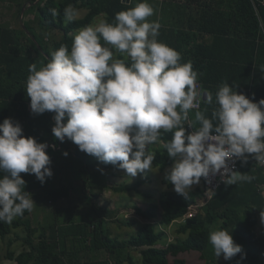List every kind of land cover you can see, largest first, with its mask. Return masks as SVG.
<instances>
[{
    "label": "trees",
    "instance_id": "obj_1",
    "mask_svg": "<svg viewBox=\"0 0 264 264\" xmlns=\"http://www.w3.org/2000/svg\"><path fill=\"white\" fill-rule=\"evenodd\" d=\"M0 2H14L18 7L16 26L0 21V123L5 118H12L22 125L25 136L47 143L53 175L56 166L62 175L60 185H55L53 175L42 184L34 174L21 173L26 181L25 191L32 198L54 204L70 198L75 183L81 182L87 205L95 214L82 222L66 219L60 224L56 220L49 227L43 223L36 227L28 211L11 223L0 222V237L7 241V259L16 264H124L128 259L134 263L130 249L136 248L140 250L144 264H188L186 258L180 257L188 251L201 252L207 264H213L207 259L209 252L211 260L219 264H264V223L259 215L260 209L264 210V167L251 156L246 164L241 161L238 169L240 173L254 177L251 183L223 184L202 206L198 203L199 198L207 199L203 187L189 190L185 197L174 191L164 175L162 182L167 189L160 192L156 202L131 206L144 223L136 234L121 240L104 228L105 216L126 226L135 221L116 217L118 210L104 209L97 200L106 189L117 193L139 191L144 181L112 185L113 179L123 170L111 164L102 165L70 140H56L52 133L54 113H31L30 98L25 90L29 66L35 64L40 70L61 45L70 49L81 28L93 25L101 15H104V21L115 23L116 13L135 7L140 0L129 3L123 0ZM148 3L154 8V15L148 20H158L161 24L158 41L176 50L181 64L191 62L193 70L198 73L197 84L213 97L211 104L203 99L200 108L189 110L186 135L199 127L197 111L211 119L213 111L218 108L216 93L224 83L254 102L264 99V0H205L203 3L201 0H148ZM69 5L78 11L85 8L88 12L66 24L64 9ZM24 7V17L30 13L37 15L36 25L23 17L26 27L22 26L20 17ZM50 9H55L56 15ZM101 43L103 46L102 40ZM117 58L123 59L120 55ZM187 123L193 128L187 127ZM213 123L215 125L216 121ZM172 136V132L161 130L159 140L149 149L154 156L152 166L162 172L173 164L165 147ZM2 175L0 173V177ZM194 205H199V214L182 221L189 207ZM175 224H178L177 239L168 241L166 228ZM216 225L219 230L231 232L235 243L242 246V253L227 261L223 256H215L209 234ZM18 229L26 232L23 237L17 234L25 247L20 253L12 249L15 239L10 237ZM166 240L167 243L163 242ZM85 248L95 252V258L81 262V251ZM103 253L106 258L101 257ZM245 253L246 258L241 261Z\"/></svg>",
    "mask_w": 264,
    "mask_h": 264
},
{
    "label": "clouds",
    "instance_id": "obj_2",
    "mask_svg": "<svg viewBox=\"0 0 264 264\" xmlns=\"http://www.w3.org/2000/svg\"><path fill=\"white\" fill-rule=\"evenodd\" d=\"M50 12L56 15L55 9ZM64 14L67 24L79 11L69 5ZM153 15L148 0H140L116 13L115 23L100 21L81 28L70 49L61 45L40 70L30 65L25 90L31 113H54L56 140H70L80 151L131 177L151 170L154 156L149 147L159 140L161 130L172 132L165 147L173 164L165 180L185 197L202 178L208 184L217 175L225 185L251 183L254 177L236 171L235 164H246L249 156L264 164V99L254 102L224 83L216 93L218 108L211 119L197 111L199 127L186 135L188 113L198 97L206 95L209 104L213 97L198 90L191 62L181 64L180 54L158 41L161 24L148 20ZM48 147L25 136L12 118L0 123V222L11 223L33 210L35 202L25 191L21 173L45 183L53 175ZM209 192L214 191L209 188L205 194ZM259 215L264 223V210ZM209 241L217 258L227 261L242 253L227 230L210 232ZM245 258L246 253L240 259Z\"/></svg>",
    "mask_w": 264,
    "mask_h": 264
},
{
    "label": "rangeland",
    "instance_id": "obj_3",
    "mask_svg": "<svg viewBox=\"0 0 264 264\" xmlns=\"http://www.w3.org/2000/svg\"><path fill=\"white\" fill-rule=\"evenodd\" d=\"M17 11H18L17 6L14 11H0V21H2L1 19H3V21L11 22L16 26L18 24V21L16 20L18 14ZM87 12L88 10L85 8L79 10L78 18L84 17ZM103 17L104 15L98 17L93 25L99 23L100 21H104ZM24 19H27L33 25L34 24L36 25L37 15L35 13H30L26 17H24ZM114 55L117 58L119 54H114ZM152 146H150L149 149ZM92 157L94 159H97L94 156ZM101 164L103 165V163ZM171 167L167 168L164 172H162L159 168H155L152 166L151 170H146L145 173L138 174L135 177L125 175L123 171L120 172L119 173L120 176L114 178L113 181L111 182L112 185L119 184L121 182H127L131 184L138 180H143L144 184L140 187L139 191L126 192V193H117L112 189H106L103 192L102 197L99 200H97V204H99L104 209L108 208V209L118 210L119 212L116 215V217H119L121 219L128 218L130 220L135 221V223H133V225L131 226L121 225L118 222H114L112 220V217L106 215L105 217L107 223H104V228L105 229L108 228L112 232L114 237H117L121 240L129 238L132 234H136L139 231L142 223H144V220L140 217L133 218L137 214H135V211L131 206H133V204L147 206L152 202H156L159 198L160 192L162 190L167 189V186L163 184L162 180L166 171ZM61 177L62 175L59 170V166H56V168L54 169L53 183L55 185H60ZM65 180L68 181L66 178ZM196 187L204 188L203 181H201L199 185H194L192 189H195ZM146 193L150 194V196H148ZM33 200L35 203L33 206V210L31 211V217L36 227L39 226V223H43L46 227H49V225L56 220L59 221L60 224L64 223L66 219L69 220L70 222L71 221L82 222L85 221L86 219H90L92 215L93 216L95 215L93 209H91V207L87 205V199L85 196V192L82 188L81 182L75 183V187L74 190L72 191L70 198L66 200L59 201L54 204L45 200H39L36 197H34ZM177 228H178V224L166 228V231L169 235L167 239L168 241H173L177 239L178 236ZM216 230H219L217 225L213 228V231ZM17 234L23 237L26 235V232L23 229H18L14 231V233L10 236L11 238L15 239L12 249L15 250L17 253H20L22 250H24L25 247L23 245V241L17 238ZM37 235L39 234L37 233ZM167 240L163 242L167 243L168 242ZM6 253H7V241L3 240L2 237H0V264H16L15 261L6 258ZM95 254H96L95 252H91L88 248L82 249L80 255L81 256L80 261L85 262V261L93 260L95 258ZM130 254L134 259V263H131L128 259L124 262V264H144L139 249L131 248ZM101 257L106 258V254L103 253ZM180 257L186 258L188 264H207V260L202 258V254L199 251L184 252L180 255ZM207 259L209 262L211 261L213 264H219L211 260L210 252L209 255H207Z\"/></svg>",
    "mask_w": 264,
    "mask_h": 264
},
{
    "label": "built area",
    "instance_id": "obj_4",
    "mask_svg": "<svg viewBox=\"0 0 264 264\" xmlns=\"http://www.w3.org/2000/svg\"><path fill=\"white\" fill-rule=\"evenodd\" d=\"M256 9H257L258 15L261 16L260 13H259V11H258V8L257 7H256ZM262 27H263V24H262ZM263 31H264V27H263ZM197 88H198V90H202V92L204 93V91H203V89H202V87H201L200 84H197ZM203 99H204V95H201L200 97H198V102L196 103V106L194 108H192V109H198V108H200L201 102H202ZM240 162H241L240 160H237L236 161V164H235V170L236 171H238V169H239ZM259 165H261V166L264 167V164H259ZM211 180H212V183L211 184H208L202 178V181L204 183V189L205 190H208L209 188H211L214 192H209L207 194V199L206 200L204 198L200 199L198 201V203H199L200 206L204 205L207 201H209L211 199V197L213 196V194L219 189V187H221L223 185V183L221 182V179H220L219 175H217L215 177H211ZM198 206H196V205L190 206L188 213L182 218V221L185 220V219H188V218H191V217H195L196 215H198L199 214Z\"/></svg>",
    "mask_w": 264,
    "mask_h": 264
},
{
    "label": "crops",
    "instance_id": "obj_5",
    "mask_svg": "<svg viewBox=\"0 0 264 264\" xmlns=\"http://www.w3.org/2000/svg\"><path fill=\"white\" fill-rule=\"evenodd\" d=\"M201 1L203 3L205 0H201ZM16 6L17 5L14 2H6V3L5 2H0V11H14ZM1 20L3 21V19H1ZM135 217L138 218L137 215H135L133 218H135Z\"/></svg>",
    "mask_w": 264,
    "mask_h": 264
},
{
    "label": "water",
    "instance_id": "obj_6",
    "mask_svg": "<svg viewBox=\"0 0 264 264\" xmlns=\"http://www.w3.org/2000/svg\"><path fill=\"white\" fill-rule=\"evenodd\" d=\"M123 1H124V2L128 1V3H129L131 0H123ZM25 11H26V7H24V8L22 9V13H21V17H20V22H21V24H22V26H23L24 28L26 27L25 24H24V20H23V17H24V13H25ZM28 32H29V31H28ZM29 34L31 35V37H33V39L36 41L38 47L41 49L40 44L37 42L36 38H35L34 36H32V34H31L30 32H29ZM204 93L207 94L208 92H207V91H204ZM204 99H205V101L207 100V99H206V95H204Z\"/></svg>",
    "mask_w": 264,
    "mask_h": 264
}]
</instances>
